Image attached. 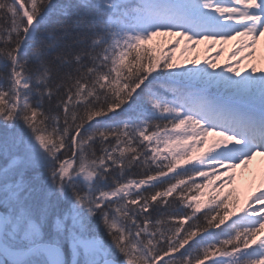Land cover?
Wrapping results in <instances>:
<instances>
[{"label": "snow or ice", "instance_id": "1", "mask_svg": "<svg viewBox=\"0 0 264 264\" xmlns=\"http://www.w3.org/2000/svg\"><path fill=\"white\" fill-rule=\"evenodd\" d=\"M261 37L264 0H0V264H264V189L200 199L264 157Z\"/></svg>", "mask_w": 264, "mask_h": 264}, {"label": "rangeland", "instance_id": "2", "mask_svg": "<svg viewBox=\"0 0 264 264\" xmlns=\"http://www.w3.org/2000/svg\"><path fill=\"white\" fill-rule=\"evenodd\" d=\"M174 37H157L156 43L159 47H164L167 53L169 49L172 47L171 41H173ZM238 46L237 41H229L226 44L217 43L215 46L212 45V42L206 41L200 44L197 50L193 51L192 48L188 45L187 41H183L180 45V48L176 51L177 60L182 62L184 66H191L190 61L198 58L199 65L203 66L205 59L215 58L218 54L220 59L218 63L221 67L226 66L228 63H234L235 59L233 58L231 53ZM188 48L187 51H184L185 48ZM224 49L221 53L220 50ZM257 59L253 61H245L246 66H250V63H255L259 67H264V37L260 38V43L258 45L257 51ZM199 155V153H197ZM236 173V181L234 184L226 185L223 190L219 187L213 190V187L210 186L204 189V196L202 198H207L209 192L211 196H215L219 194L221 197L226 195L229 191H233V199L239 198L240 206H244L245 202H250V196L253 193L259 192V190L264 189V157L257 156L247 167H240L235 170ZM219 183V181H217ZM207 194V196H205ZM235 213H239V208H236Z\"/></svg>", "mask_w": 264, "mask_h": 264}, {"label": "trees", "instance_id": "3", "mask_svg": "<svg viewBox=\"0 0 264 264\" xmlns=\"http://www.w3.org/2000/svg\"><path fill=\"white\" fill-rule=\"evenodd\" d=\"M166 52V50H165V48L164 47H159L158 46V50H157V52H156V55H162L163 53H165ZM198 180L200 179V178H197ZM205 191V190H204ZM205 196H207V194L205 195ZM213 196H211L210 195V192H209V194H208V196H207V198L205 199V198H202V197H200V199H201V201L203 202V208H202V210L203 211H207V209H208V206H209V201H210V199L212 198ZM250 198H251V196H250ZM236 214L237 213H235V215H233V216H231L230 217V219H229V223L231 222V219H235L236 218ZM242 213H240V215H241ZM206 264H210V261H206Z\"/></svg>", "mask_w": 264, "mask_h": 264}]
</instances>
